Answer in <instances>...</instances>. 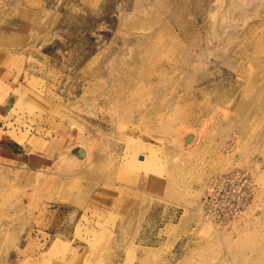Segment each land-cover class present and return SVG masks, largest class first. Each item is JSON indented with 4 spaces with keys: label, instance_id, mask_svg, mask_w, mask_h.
<instances>
[{
    "label": "rangeland",
    "instance_id": "rangeland-1",
    "mask_svg": "<svg viewBox=\"0 0 264 264\" xmlns=\"http://www.w3.org/2000/svg\"><path fill=\"white\" fill-rule=\"evenodd\" d=\"M0 264H264V0H0Z\"/></svg>",
    "mask_w": 264,
    "mask_h": 264
},
{
    "label": "built area",
    "instance_id": "built-area-1",
    "mask_svg": "<svg viewBox=\"0 0 264 264\" xmlns=\"http://www.w3.org/2000/svg\"><path fill=\"white\" fill-rule=\"evenodd\" d=\"M253 198V183L248 172L235 170L212 183L202 203L205 211L211 213L210 219L226 221L252 208Z\"/></svg>",
    "mask_w": 264,
    "mask_h": 264
},
{
    "label": "bare ground",
    "instance_id": "bare-ground-1",
    "mask_svg": "<svg viewBox=\"0 0 264 264\" xmlns=\"http://www.w3.org/2000/svg\"><path fill=\"white\" fill-rule=\"evenodd\" d=\"M83 153V155L85 156V152H82ZM225 175V174H224ZM223 176H220V178H222ZM219 178V179H220ZM219 179H216L215 181H217V180H219ZM214 181V182H215ZM213 182V183H214ZM82 186V184H80V183H77L76 184V188H79V187H81ZM199 211L202 213V215L204 216V218H205V222L207 223V224H210L211 226H213V227H216L215 225V222L213 221L214 219H210V216H211V213L208 211V213L205 211V208H204V206H203V203H199ZM248 210L246 211V212H244L243 214H241L240 216H238L239 218L242 216V215H245L246 213L248 214ZM246 214V215H247ZM261 216L262 215H259V216H255V218H257V217H259V218H261ZM238 217L236 216V217H232V218H237L238 219ZM254 218V219H255ZM234 219H232V220H234ZM216 220H219V219H216ZM230 220V219H229ZM220 221V220H219ZM218 222V221H217ZM222 222V224H223V221H221ZM228 222H230V221H228ZM233 222H236V220H234ZM233 222H231L232 224H233ZM225 223V222H224ZM254 223H255V221H254ZM220 224V223H219ZM222 224H221V226H222ZM227 224V223H226ZM228 225V224H227Z\"/></svg>",
    "mask_w": 264,
    "mask_h": 264
}]
</instances>
